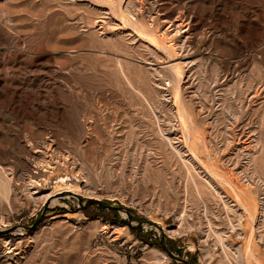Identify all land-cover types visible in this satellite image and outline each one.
<instances>
[{
    "label": "rangeland",
    "instance_id": "1",
    "mask_svg": "<svg viewBox=\"0 0 264 264\" xmlns=\"http://www.w3.org/2000/svg\"><path fill=\"white\" fill-rule=\"evenodd\" d=\"M0 166V264H264V0H0Z\"/></svg>",
    "mask_w": 264,
    "mask_h": 264
},
{
    "label": "bare ground",
    "instance_id": "2",
    "mask_svg": "<svg viewBox=\"0 0 264 264\" xmlns=\"http://www.w3.org/2000/svg\"><path fill=\"white\" fill-rule=\"evenodd\" d=\"M141 8V7H140ZM152 8V7H151ZM156 10V9H155ZM125 12H124V10L123 9H121V13L120 14H122L123 16H125V14H124ZM162 20V19H161ZM175 21H177L178 22V20H176L175 19ZM130 22V21H129ZM171 22H174V21H171ZM171 22H169V23H171ZM176 23V22H175ZM183 23V20L182 19H180L179 20V24H182ZM131 24V23H130ZM177 24V23H176ZM176 24H175V27H176ZM188 25V24H187ZM137 27V26H136ZM135 27V28H136ZM139 28H141V27H139ZM180 28H182V27H180ZM142 30H140L139 31V34H145L147 37H149V39H150V36L149 35H152V37L154 36L153 34H151V32L149 31V30H147V29H145V28H141ZM176 29V28H175ZM179 31V30H178ZM141 32V33H140ZM140 36H142V35H140ZM144 36V35H143ZM142 36V37H143ZM145 37V36H144ZM151 37V38H152ZM160 37V36H159ZM153 40V39H152ZM156 39L154 38V41H155ZM157 41V40H156ZM155 41V42H156ZM160 46V45H159ZM172 69L177 73V75L179 76L180 75V65L178 64H173L172 65ZM182 70V69H181ZM263 93V92H262ZM257 95V94H256ZM180 110V109H179ZM184 113V112H183ZM186 117V116H185ZM185 120V119H184ZM48 138V137H47ZM239 138V137H238ZM31 142V141H30ZM49 142V141H48ZM252 143V142H251ZM30 145H31V143H30ZM33 146V145H32ZM45 147V146H44ZM51 147V146H50ZM53 147V146H52ZM37 150H38V148H36ZM42 149V148H41ZM45 151H44V154L46 153V155L45 156H47L49 153L48 152H51L50 150H48V148L47 147H45ZM34 151H36V150H34ZM52 151H53V148H52ZM36 153V152H35ZM48 153V154H47ZM52 153V152H51ZM39 155H41V154H39ZM62 155V154H61ZM68 156V155H67ZM55 157V156H54ZM65 156H63V158H64ZM67 158V157H66ZM58 159V158H57ZM56 159V160H57ZM253 159V158H252ZM44 160V159H43ZM60 160V159H59ZM44 161H46V159L44 160ZM50 161V160H49ZM41 163V162H40ZM62 163V162H61ZM33 164H35L34 162H33ZM37 164V163H36ZM44 164L45 165H47V166H51L50 164H53L52 162H48V161H46V162H44ZM64 164V163H63ZM44 165V166H45ZM54 165V164H53ZM36 166V165H35ZM42 166V165H41ZM77 166V165H76ZM1 167V166H0ZM52 167V166H51ZM36 168V167H35ZM40 168V167H39ZM42 168H44V167H42ZM46 168V167H45ZM44 168V169H45ZM23 170V169H22ZM46 170V169H45ZM20 171V170H19ZM25 172V171H24ZM35 173V172H34ZM81 173V172H80ZM11 176V175H10ZM81 176V175H80ZM25 177H28V176H25ZM30 177H31V175H30ZM29 177V178H30ZM63 177V176H62ZM61 177V180H64L63 178ZM60 178V177H59ZM65 178H67L66 176H65ZM74 178V177H73ZM31 179H33V178H31ZM30 179V180H31ZM85 180H86V178H85ZM26 181V180H25ZM65 181V180H64ZM24 182V181H23ZM36 182V181H35ZM40 182V181H39ZM66 182V181H65ZM18 183V182H17ZM28 183V182H27ZM67 183V182H66ZM3 184V183H2ZM31 184V183H30ZM5 185V184H4ZM18 186V185H17ZM23 188V187H22ZM35 189V188H34ZM45 192V191H44ZM30 193V192H29ZM235 195H236V197H237V200L241 203V204H243V205H245V206H247V208L249 209V210H253V209H256V205H255V202H254V200H252L251 198L248 200V201H246L247 199H243V197H242V195L238 192V191H235ZM248 196V195H247ZM239 203V204H240ZM246 208V207H245ZM244 209V208H243ZM246 211V210H245ZM255 211V210H254ZM252 212V211H251ZM248 213V212H247ZM252 214V213H251ZM252 235V234H251ZM223 236H221V235H219V237H218V239L220 240L221 238H222ZM223 239V238H222ZM221 241V240H220ZM252 247H253V243H252V240H251V238H249L248 239V243H247V245H246V247L243 249V256L244 257H246L247 255H252ZM7 251V250H6ZM5 251V252H6ZM9 251V250H8ZM4 252V251H3ZM13 252V251H12ZM16 253V252H15ZM3 254V253H2ZM12 259V258H11ZM250 264V263H249Z\"/></svg>",
    "mask_w": 264,
    "mask_h": 264
},
{
    "label": "trees",
    "instance_id": "3",
    "mask_svg": "<svg viewBox=\"0 0 264 264\" xmlns=\"http://www.w3.org/2000/svg\"><path fill=\"white\" fill-rule=\"evenodd\" d=\"M114 216L117 217V218H119V214H118L117 211H114ZM143 238H146V237L144 236ZM161 245H162L163 247H166L162 242H161ZM192 259H193V257H192ZM189 263H190V264H193L192 260H191Z\"/></svg>",
    "mask_w": 264,
    "mask_h": 264
}]
</instances>
